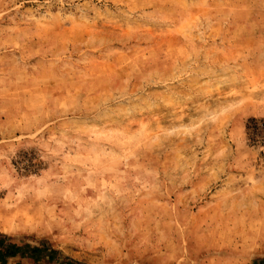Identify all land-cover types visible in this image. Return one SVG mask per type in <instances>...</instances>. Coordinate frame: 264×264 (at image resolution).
<instances>
[{
	"label": "rangeland",
	"instance_id": "obj_1",
	"mask_svg": "<svg viewBox=\"0 0 264 264\" xmlns=\"http://www.w3.org/2000/svg\"><path fill=\"white\" fill-rule=\"evenodd\" d=\"M251 117L264 0H0V235L53 264H264Z\"/></svg>",
	"mask_w": 264,
	"mask_h": 264
},
{
	"label": "trees",
	"instance_id": "obj_2",
	"mask_svg": "<svg viewBox=\"0 0 264 264\" xmlns=\"http://www.w3.org/2000/svg\"><path fill=\"white\" fill-rule=\"evenodd\" d=\"M248 139L254 143L264 140V117H251L246 123ZM57 250L49 245H32L30 243L18 244L9 242L8 237L0 235V264H10L15 261L18 264H53L56 260ZM60 264H78L71 258H66Z\"/></svg>",
	"mask_w": 264,
	"mask_h": 264
}]
</instances>
